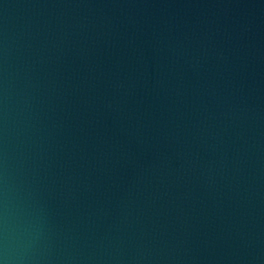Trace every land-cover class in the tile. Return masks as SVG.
<instances>
[{
	"label": "water",
	"instance_id": "1",
	"mask_svg": "<svg viewBox=\"0 0 264 264\" xmlns=\"http://www.w3.org/2000/svg\"><path fill=\"white\" fill-rule=\"evenodd\" d=\"M0 264H264V0H0Z\"/></svg>",
	"mask_w": 264,
	"mask_h": 264
}]
</instances>
